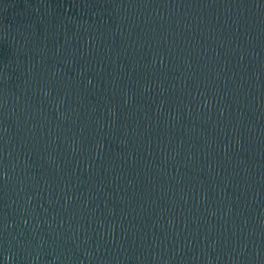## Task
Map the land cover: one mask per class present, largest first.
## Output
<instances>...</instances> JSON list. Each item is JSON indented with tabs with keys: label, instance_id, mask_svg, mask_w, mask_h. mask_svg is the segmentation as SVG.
Masks as SVG:
<instances>
[{
	"label": "water",
	"instance_id": "95a60500",
	"mask_svg": "<svg viewBox=\"0 0 264 264\" xmlns=\"http://www.w3.org/2000/svg\"><path fill=\"white\" fill-rule=\"evenodd\" d=\"M0 264H264V0H0Z\"/></svg>",
	"mask_w": 264,
	"mask_h": 264
}]
</instances>
